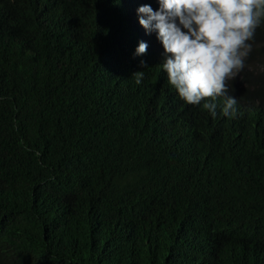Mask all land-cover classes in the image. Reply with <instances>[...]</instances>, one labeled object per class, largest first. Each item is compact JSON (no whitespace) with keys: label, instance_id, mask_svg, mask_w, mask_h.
<instances>
[{"label":"trees","instance_id":"1","mask_svg":"<svg viewBox=\"0 0 264 264\" xmlns=\"http://www.w3.org/2000/svg\"><path fill=\"white\" fill-rule=\"evenodd\" d=\"M134 2L0 0V264H264V23L213 118Z\"/></svg>","mask_w":264,"mask_h":264},{"label":"clouds","instance_id":"2","mask_svg":"<svg viewBox=\"0 0 264 264\" xmlns=\"http://www.w3.org/2000/svg\"><path fill=\"white\" fill-rule=\"evenodd\" d=\"M158 4L154 10L134 2L128 9L129 27L137 35L134 56L163 58L160 68L186 104H202L213 118L217 112L235 118L239 87L230 83L244 69L252 50L249 41L264 23V0H158ZM148 32H155L163 52L152 45ZM140 64L146 67L143 60ZM131 77L139 85L144 71Z\"/></svg>","mask_w":264,"mask_h":264}]
</instances>
